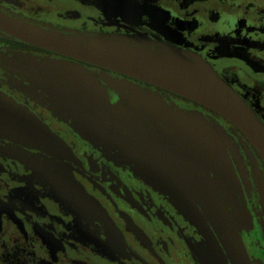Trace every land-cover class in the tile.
I'll return each instance as SVG.
<instances>
[{"label": "flooded vegetation", "instance_id": "flooded-vegetation-1", "mask_svg": "<svg viewBox=\"0 0 264 264\" xmlns=\"http://www.w3.org/2000/svg\"><path fill=\"white\" fill-rule=\"evenodd\" d=\"M0 7L189 48L264 120V0ZM0 99L51 138L25 137L6 120L0 127V264H264V162L221 115L1 28Z\"/></svg>", "mask_w": 264, "mask_h": 264}, {"label": "water", "instance_id": "water-1", "mask_svg": "<svg viewBox=\"0 0 264 264\" xmlns=\"http://www.w3.org/2000/svg\"><path fill=\"white\" fill-rule=\"evenodd\" d=\"M0 28L26 43L146 81L208 107L232 123L264 162V120L216 67L189 48L134 28L124 33L71 28L3 7ZM3 120L25 137L51 141L37 119L7 99H0V127Z\"/></svg>", "mask_w": 264, "mask_h": 264}]
</instances>
